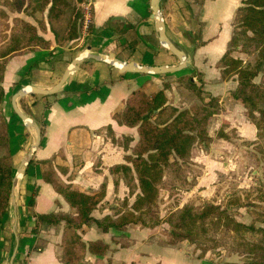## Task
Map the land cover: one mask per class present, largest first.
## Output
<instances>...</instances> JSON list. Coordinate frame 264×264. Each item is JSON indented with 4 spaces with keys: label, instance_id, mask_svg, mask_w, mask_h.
Here are the masks:
<instances>
[{
    "label": "crops",
    "instance_id": "obj_1",
    "mask_svg": "<svg viewBox=\"0 0 264 264\" xmlns=\"http://www.w3.org/2000/svg\"><path fill=\"white\" fill-rule=\"evenodd\" d=\"M86 1L93 8V25L86 36L80 35L72 42L77 43L75 46L68 50L56 46L49 36L46 39L52 42L50 49L38 48L14 55L6 65L2 83L5 97L0 112L9 129L13 179L19 177V181L14 205H9L0 222V264H8L15 250L14 264H63V226L43 224L36 232L37 216L74 215L75 212L54 187L44 181L40 162L51 160L61 180L82 192H97L105 183L106 197L92 216L95 219L113 216L129 197V189L122 176L113 175L110 169L124 164L125 156L131 154V148L139 141V129L119 125L113 119L114 113L124 108L134 91L141 89L152 96L163 91L167 84L170 85L165 91L168 103L153 111V122L165 126L180 111L200 102L191 90L179 86L180 77L174 75L178 72H122L106 61L121 65L125 71L134 65L175 67L181 61L164 46L174 44L185 59L191 52V70L201 75L205 101L221 98V113L212 118L208 127L214 140L198 145L192 155L194 171L189 181L195 185L188 192L179 190L173 195L162 190L163 200L158 204L163 216L181 208L196 195L204 198L212 195L221 177L235 171L242 162L245 143L257 140V128L246 116V109L231 96L237 81H223L218 68L229 48L241 0H162L160 13L156 15L152 0ZM88 54L104 55L106 61L84 60L75 66L55 94L21 96L18 93L31 87L52 90L73 62ZM192 81L196 82V78ZM19 111L41 128L38 146L36 131L22 120ZM225 124H229L227 131L235 130L237 137L216 139ZM108 126H112L118 138L130 136L133 139L129 151L107 138ZM60 150L64 158L58 157ZM61 168L66 172H61ZM134 201L135 196L130 198V205ZM168 232L166 223L155 229L128 226L108 232L92 223L79 232L83 241L103 240L111 248L102 256L86 252L81 263L222 264L212 252L192 250L194 245H168ZM40 243L43 248L36 249Z\"/></svg>",
    "mask_w": 264,
    "mask_h": 264
},
{
    "label": "trees",
    "instance_id": "obj_2",
    "mask_svg": "<svg viewBox=\"0 0 264 264\" xmlns=\"http://www.w3.org/2000/svg\"><path fill=\"white\" fill-rule=\"evenodd\" d=\"M241 1V6L235 14L229 48L220 59L218 68L221 70L223 81H237V87L231 96L246 109V116L257 127L258 140L263 143L258 144L257 151L262 154L264 161V0ZM4 2L11 12L29 11L31 17L38 13H47L50 19L60 18L70 7L69 0ZM77 26L78 21L71 24L68 41L79 39ZM51 46L52 42L39 35L35 25L21 18L14 19L10 38L0 45V105L5 97L2 83L10 57L38 48L50 49ZM235 51H240L250 58L257 57V61L254 64H246L244 60L233 56ZM261 73V81L256 82ZM193 77L194 75L182 76L178 83L180 87L196 94L200 102L180 111L165 126L146 119V116L168 103L165 91L170 88L169 84L163 91L152 96L141 89L134 91L124 108L114 113L113 119L119 125L139 129V141L131 148V154L125 156L124 164L115 165L110 169L113 175L122 176L129 189V197L124 199L113 216L101 219L92 216L106 197L105 183L97 192H82L61 180L51 160L40 162L44 181L50 183L75 212L74 215L51 213L37 216L36 232L43 224L63 226V264H81L86 252L102 256L110 251V244L103 240L89 243L83 241L79 232L92 223L104 232L128 226L155 229L166 223L169 225L168 245L172 247L182 243L200 242L207 245L206 252L224 249L230 255L246 258L244 264H264V228L257 226L258 223H264V215L257 210L261 208L260 204L251 210L253 220L249 225L230 216L228 206L214 202L204 205L186 203L165 220L155 211L160 192L166 184L177 188L190 184L189 173L193 171L192 154L195 147L214 140L208 127L212 118L221 113V98H212L206 102L202 90L192 81ZM198 77V81L203 83L200 74ZM227 129L229 124L219 130L216 139L230 140L237 137L235 130ZM105 132L113 144L129 151L133 142L130 136L118 138L112 126H108ZM58 157L64 158L63 150L58 152ZM60 171L65 173L66 169L61 168ZM115 183L118 186L117 180ZM12 190L13 159L9 129L0 112V222L9 209ZM134 196L135 201L130 205V198ZM39 248H43V245L38 244L36 249Z\"/></svg>",
    "mask_w": 264,
    "mask_h": 264
},
{
    "label": "rangeland",
    "instance_id": "obj_3",
    "mask_svg": "<svg viewBox=\"0 0 264 264\" xmlns=\"http://www.w3.org/2000/svg\"><path fill=\"white\" fill-rule=\"evenodd\" d=\"M69 2L70 7L64 15L57 19H50L47 13L44 15L38 13L35 17H31L29 15V11L21 13L11 12L5 6L4 0H0V45H2V43L6 42L10 38L12 28L14 26V19L21 18L35 25L38 29V34L43 36L45 39L49 36H52L54 45L65 48L67 50L72 48L77 43L72 44V42L67 40L70 35V26L74 21H78L77 27L80 37L81 24L84 15L82 4L83 2H85V0H69ZM233 56L235 58L244 60L246 64H254L257 61V57L250 58L240 51H235L233 53ZM179 65L180 62H178L177 66ZM191 68L192 66H189L174 75L177 77H182L189 74L194 75V77L196 78V83L201 90V84L198 81V79L200 78L198 77V72L192 71ZM262 71H264V68H262ZM262 76L263 73H261L259 77L256 78V82H260ZM150 120L152 121V119ZM258 134L259 133L257 129V140L245 143V146L247 148L243 150L244 158L242 162L237 165L235 171L221 177L219 186L215 190H213V192L211 193L212 195H207L206 198L202 197V195H196V197L188 200L187 203L196 205H204L209 202L224 204L225 207L228 206L230 216L234 217L237 221L248 225L251 224L253 220L251 210L253 208H256L258 204L261 205V208H258L257 210L264 215V161L262 160V154L258 153L257 151L258 144L261 145L263 143L261 140H258ZM191 175L192 171L189 173V177ZM189 183L190 184H188L187 186L183 185L179 188L168 183L162 190L169 191L172 195L179 190L188 192L195 185L194 182L189 181ZM176 199L177 198H175V200ZM162 200L163 198H161L160 195L158 203ZM260 201L263 202L261 203ZM239 204L242 205L240 206ZM160 209L161 207L158 204L155 208V211L164 220L167 219L168 216L172 213H170L169 211L165 216H163V214H161L160 212ZM257 226L264 228V223H258ZM190 245H194L192 250L195 251L202 250V252H204L207 248L206 244L200 242ZM208 252H212L213 254H215L219 263L222 264H244L246 262V258L238 255H230V253L226 252L224 249H220L216 252Z\"/></svg>",
    "mask_w": 264,
    "mask_h": 264
},
{
    "label": "water",
    "instance_id": "obj_4",
    "mask_svg": "<svg viewBox=\"0 0 264 264\" xmlns=\"http://www.w3.org/2000/svg\"><path fill=\"white\" fill-rule=\"evenodd\" d=\"M161 2L162 0H152V9L154 12V15H156L157 13H160L161 10ZM162 42V40H161ZM164 45V44H163ZM165 46V45H164ZM166 48H168L171 52H173L181 61V64L177 67H170V68H164V67H142V66H132L131 69H128V71H125V69H123V67L121 65H117L114 63H110L105 59L106 56L104 55H94V54H88L85 56H82L80 58H78L77 60H75L72 64V66L69 68V70L65 73L64 77L62 78L61 82L55 86L52 90H41V89H37L34 87L29 88L27 91H23L21 90L20 92H18L21 96H25L31 93H37L43 96H48V95H52L57 93L58 91H60V89L64 86V84L66 83V81L68 80L69 74L70 72L75 68V66H77L78 64H80L81 62H83L84 60L87 59H98L101 61H106L107 63L114 65L116 67H118L122 72H131V73H154V74H168V73H176L179 72L181 70H184L185 68L189 67L191 65V61L192 58L190 56V53L188 54V56L185 55L186 59L184 58V56L182 55L183 52L180 50V48L176 47L174 44H171L170 46H165ZM17 102V101H16ZM153 111H151L147 116L146 119H151V115H152ZM19 114L22 118V120H24L27 124L31 125L34 130L36 131V142H37V146L40 144V140H41V128L35 124V122H33L30 118L26 117L24 114H22L19 111ZM34 153V150L31 152V154L29 155V157L27 158V162L25 164V167L28 165V163L30 162L32 155ZM23 171H21L20 176L23 174ZM19 181V177H15L13 179V190H12V195H11V199H10V205L13 206L14 205V194L17 188V184ZM17 258V250H15L11 256V259L9 261L8 264H14Z\"/></svg>",
    "mask_w": 264,
    "mask_h": 264
},
{
    "label": "built area",
    "instance_id": "obj_5",
    "mask_svg": "<svg viewBox=\"0 0 264 264\" xmlns=\"http://www.w3.org/2000/svg\"><path fill=\"white\" fill-rule=\"evenodd\" d=\"M82 10H83L84 15H83V20L81 24V35L84 37L89 33L93 25L94 14H93L92 5L89 1L85 0V2H83Z\"/></svg>",
    "mask_w": 264,
    "mask_h": 264
},
{
    "label": "bare ground",
    "instance_id": "obj_6",
    "mask_svg": "<svg viewBox=\"0 0 264 264\" xmlns=\"http://www.w3.org/2000/svg\"><path fill=\"white\" fill-rule=\"evenodd\" d=\"M160 16V15H159ZM162 36H163V39H164V32H163V29H162ZM165 46H167L166 44H165Z\"/></svg>",
    "mask_w": 264,
    "mask_h": 264
}]
</instances>
